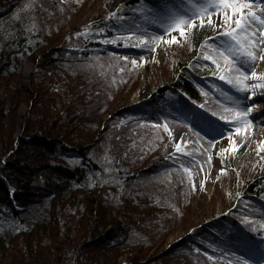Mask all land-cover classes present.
<instances>
[{
	"label": "trees",
	"instance_id": "1",
	"mask_svg": "<svg viewBox=\"0 0 264 264\" xmlns=\"http://www.w3.org/2000/svg\"><path fill=\"white\" fill-rule=\"evenodd\" d=\"M142 1L156 3L120 0V7ZM64 7L60 0H0V264H119L126 249L133 254L122 264H167L186 248L177 242L162 253L159 229L145 237L138 231L153 223L146 218L156 202L137 183L158 161L144 166L150 154L132 140L133 126L117 125L128 108L108 111L117 92L112 82L121 83L105 66L121 64L122 55L63 32ZM211 32L197 23L193 50L201 53ZM150 96L182 97L189 106L204 100L185 74ZM261 193L264 178L244 184L241 194L259 205ZM233 228L246 245L261 238Z\"/></svg>",
	"mask_w": 264,
	"mask_h": 264
},
{
	"label": "rangeland",
	"instance_id": "2",
	"mask_svg": "<svg viewBox=\"0 0 264 264\" xmlns=\"http://www.w3.org/2000/svg\"><path fill=\"white\" fill-rule=\"evenodd\" d=\"M184 1L155 0L153 8L142 1L135 8H123L120 0H60L66 13L60 24L63 32L98 41L122 55L121 64L108 61L105 66L106 74L121 83L119 86L112 82L117 92L108 111L128 108L117 125L133 126L132 140H140V151L150 154L144 166L158 161L150 175L137 183L151 192L156 202L146 218L154 221L148 226L141 225L138 230L141 235L149 236L159 229L157 242L163 238L159 248L162 253L177 242L186 248L182 249L185 255L166 257L167 264H203L187 257L202 255L207 258L205 264H245V260L257 264L264 254V193L259 195V205L241 193L247 182L264 178V78L249 76L246 82L252 87L241 91L220 78L228 75L235 65L219 58L216 60L222 66L220 75L213 74L218 71L215 62L207 59L205 53L215 55L208 44L217 45L216 34L222 32L221 27H211L212 32L206 38L212 39L203 44L205 49L201 53L193 50L191 27L187 28L186 36H180L178 30L166 33L159 19L174 6L188 7ZM253 7L259 11L261 4L256 2ZM212 19L217 25L222 24V12L214 11ZM129 31L133 35L129 36ZM152 34H163L164 40H152ZM171 35H176L177 41L168 43ZM260 35L256 30L257 38ZM140 36H147L151 46H143ZM260 51L257 50L258 55ZM29 69L27 64L22 71L26 87ZM113 71L120 76L112 75ZM255 71L264 73V60L255 62ZM181 74L197 81L203 102L189 106L182 97L164 101L150 96L156 88L173 83ZM229 97L241 99L248 106L255 105L243 123L231 120L234 112L224 111L225 106L234 107ZM176 99L183 112L174 102ZM24 110L21 105L18 112L23 114ZM223 116L229 119H221ZM235 127H241V132L237 133ZM177 143L181 145L180 151L175 147ZM236 226L239 234L254 233L261 238L246 245L236 236L233 228ZM122 253L119 264L133 254V249Z\"/></svg>",
	"mask_w": 264,
	"mask_h": 264
},
{
	"label": "snow or ice",
	"instance_id": "3",
	"mask_svg": "<svg viewBox=\"0 0 264 264\" xmlns=\"http://www.w3.org/2000/svg\"><path fill=\"white\" fill-rule=\"evenodd\" d=\"M256 2L261 4L259 11L253 7ZM187 3L188 7L174 6L159 19L158 22L162 24L166 33L178 30L180 36H186L187 28L197 27V20H199L200 28L205 25L209 28L221 27L222 32L216 34L217 45L215 47L208 44L209 40L212 39L211 37L205 38L204 41L215 54L212 56L205 53L207 59L215 62L218 71L213 74L220 75L222 66L216 60V58H219L235 65L228 75H222L220 78L226 80L229 84L235 85L241 91L252 87V84L246 82L249 76L264 78V73L255 71V62L258 59L264 60V0H187ZM214 11L222 12V24L217 25L212 19ZM110 15H115V13ZM257 22L259 29H256ZM103 30L100 29V31ZM256 30L261 32L259 38L256 36ZM128 35L131 36L133 33L129 31ZM138 38L143 46H151V41L148 40L147 36ZM152 40H164V35L152 34ZM175 41H177V36L171 35L168 43ZM258 49L261 50L259 55L257 54ZM229 99L233 100L234 107L225 106L224 111L234 112L231 120L236 121L237 124L243 123L247 120L248 113L252 111V107H255V105L248 106L241 99L233 97H229ZM244 108H246V111L241 110ZM221 119L228 120L229 117L223 116ZM164 127L167 128L166 123ZM235 131L240 133L241 127H235ZM169 132H171V129H169ZM227 134L232 135L231 132ZM175 147L178 151L181 150L180 143H177ZM235 147H238V145H234ZM221 171L225 170L221 169ZM193 186H195L194 182ZM262 262H264V254H262L261 261H258L257 264H262ZM245 264H249V262L245 260Z\"/></svg>",
	"mask_w": 264,
	"mask_h": 264
},
{
	"label": "water",
	"instance_id": "4",
	"mask_svg": "<svg viewBox=\"0 0 264 264\" xmlns=\"http://www.w3.org/2000/svg\"><path fill=\"white\" fill-rule=\"evenodd\" d=\"M30 70V69H29ZM26 80L28 81V78L26 77Z\"/></svg>",
	"mask_w": 264,
	"mask_h": 264
}]
</instances>
